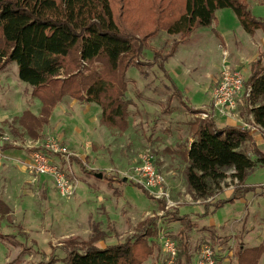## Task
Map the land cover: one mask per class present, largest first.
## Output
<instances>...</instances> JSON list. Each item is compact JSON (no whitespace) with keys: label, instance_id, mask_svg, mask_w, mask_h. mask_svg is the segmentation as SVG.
<instances>
[{"label":"rangeland","instance_id":"rangeland-1","mask_svg":"<svg viewBox=\"0 0 264 264\" xmlns=\"http://www.w3.org/2000/svg\"><path fill=\"white\" fill-rule=\"evenodd\" d=\"M215 15L216 28L226 42L215 37L210 27L198 28L183 40L163 29L147 38L140 58L144 62L152 59L154 51L165 58L177 44L165 63L181 93L156 63L137 66L133 60L125 72V97L130 104L124 131L101 125L98 105L64 96L52 109L40 136L29 137L17 118L24 110L38 115L41 102L31 95L32 87L18 78L15 62L6 64L0 71V199L10 212L8 218L0 217V264H64V242L89 239L94 223L104 233V239L95 244L104 247L134 238L137 224L151 220L155 233L146 239L154 248L140 264H168L161 240L168 237L175 242L180 231L186 234L190 264L202 244L211 246L222 264H235L240 245L264 246V164L257 163L246 178L256 187H239L234 203L217 213L210 205L207 221L201 216L203 205L224 198L237 186L236 179L228 176L218 185L212 184L204 198L194 197L186 185L189 123L194 118H208L192 113L189 103L217 120L222 113L214 110L210 98L222 68L238 69L247 77L249 60L241 32L247 33L232 9H218ZM143 16L138 10L125 18L137 22ZM237 107L244 111L242 102ZM46 139L64 149L51 153V159L73 184L71 194L60 192L49 177L36 176L29 168L30 152ZM5 145L8 148L3 149ZM253 147V141L243 145L255 160ZM145 156L163 177L155 187L146 186L140 169ZM174 209L179 215L188 214V230L184 221L169 218ZM259 264H264V253Z\"/></svg>","mask_w":264,"mask_h":264},{"label":"trees","instance_id":"trees-1","mask_svg":"<svg viewBox=\"0 0 264 264\" xmlns=\"http://www.w3.org/2000/svg\"><path fill=\"white\" fill-rule=\"evenodd\" d=\"M222 8L232 9L247 34L257 30L264 33V16L254 17L247 0H0V71L10 61L15 62L18 78L32 87L31 95L41 102L38 115L24 110L17 118L18 124L29 137L38 138L54 106L68 96L98 105L99 123L124 131L130 104L125 97V72L133 60L137 66L156 63L174 90L181 93L165 67L177 44L165 58L154 51L152 59L144 62L140 58L147 48V38L163 29L183 40L198 28L210 27L221 39L215 11ZM138 10L144 15L142 20L131 22L125 18ZM244 85L250 90L244 99L243 115L250 114L249 123L259 127L264 149V53L250 63ZM188 109L192 113L204 111L190 105ZM209 117L194 118L189 123L191 141L186 149L187 189L200 198L209 195L212 184L218 185L228 176L237 180L234 190H240L255 165L264 164L263 149L254 145L255 160L243 149L244 143L251 141L246 127H218ZM135 186L151 198L141 185ZM233 199L232 195L204 204L201 216L208 213L210 205L219 207ZM9 212L0 199V217L8 218ZM171 212L172 220L184 221L186 227L190 224L188 214L174 213L176 209ZM150 226L151 220L140 221L134 238L100 247L95 242L103 240L104 233L94 223L89 239L70 238L64 242V264H140L153 252V244L146 239L155 233ZM178 236L175 264H190L186 234L180 231ZM263 253L262 244L240 245L235 251V264H259Z\"/></svg>","mask_w":264,"mask_h":264},{"label":"built area","instance_id":"built-area-1","mask_svg":"<svg viewBox=\"0 0 264 264\" xmlns=\"http://www.w3.org/2000/svg\"><path fill=\"white\" fill-rule=\"evenodd\" d=\"M249 90L250 88L244 85V75L242 72L238 69L223 67L219 82L212 91L211 100L214 110H218L222 114L227 113V115H232L237 108L239 95L243 93L247 97ZM210 114L206 110L200 113L202 117H209ZM244 127L249 130H259V127L255 124H247ZM62 152H64L63 148H60L52 140L46 139L30 152L29 168L36 176L49 177L54 187L60 192L71 194L73 192V184L51 159V153L59 154ZM140 169L146 179V186L155 187L163 181L162 175L152 166L150 157H143ZM161 246L168 258V264H175L177 252L175 242L168 237H163ZM217 255L211 246L202 244L191 264H222Z\"/></svg>","mask_w":264,"mask_h":264},{"label":"crops","instance_id":"crops-1","mask_svg":"<svg viewBox=\"0 0 264 264\" xmlns=\"http://www.w3.org/2000/svg\"><path fill=\"white\" fill-rule=\"evenodd\" d=\"M247 2H248L249 9H250V11H251V13L253 14L254 17H256V18H262L264 16V0H247ZM217 10L215 11V13L217 12ZM216 19H217V17H216ZM218 24H219V21L217 19V26H218ZM237 31L238 32L239 31L241 32V30H237ZM219 33H220L221 39L218 38L217 36H215V37H217L221 42H224V41L226 42V39L223 36L222 32L219 31ZM241 33H242V35H244L242 37H244V41L246 42V46L243 47V48L247 51V54H248V60L249 61H248V66L246 68V74L248 75L250 63L253 60L257 59L259 57V55H261L262 53H264V33L261 30H257L253 34H243V32H241ZM236 65H238V64H236ZM165 67H166V63H165ZM172 79H173V77H172ZM187 96L189 97V93H188V95H186V97ZM244 99H245V96L243 95V93H241L239 95L238 103L242 102V108H243V110H245V108L243 106ZM210 101H211V98H210ZM238 103H237V105H238ZM189 104L191 106H194L191 103H189ZM194 107H196V106H194ZM197 108H200V107H197ZM243 114H245L244 111L240 110L239 107H237L236 110L233 112L232 115L225 116V115L222 114V116L219 115L220 117H218L217 120L214 119V121H215V123H216V125L218 127H222L224 125H235V126L241 127V126L244 125L245 122L248 123V124H250L249 121H251V115L250 114L243 115ZM248 131H249V134H250V137H251V141H253L254 145L256 147H258L259 149H263V147H262V145H263V139H262V135H261L260 130H258V129L249 130L248 129ZM245 185L256 187L255 184L253 185V183H250L249 181H247V179L245 180ZM231 191L224 198H228V197H230L232 195L234 196V194L237 192V191H234V190H231ZM227 192H225V193H227ZM224 198H220V199H224ZM220 199H218V200H220ZM234 199H233L232 202H227V203L222 204L219 207H215L214 208L215 213L223 210L225 207H227V205H230V204L232 205L234 203ZM208 214L209 213H207L205 216H202V217H205V221L208 220Z\"/></svg>","mask_w":264,"mask_h":264},{"label":"water","instance_id":"water-1","mask_svg":"<svg viewBox=\"0 0 264 264\" xmlns=\"http://www.w3.org/2000/svg\"><path fill=\"white\" fill-rule=\"evenodd\" d=\"M99 177H101V174H98Z\"/></svg>","mask_w":264,"mask_h":264}]
</instances>
